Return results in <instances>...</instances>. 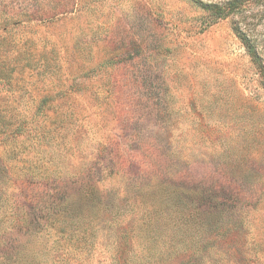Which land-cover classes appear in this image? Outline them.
Returning <instances> with one entry per match:
<instances>
[{"label":"rangeland","instance_id":"rangeland-1","mask_svg":"<svg viewBox=\"0 0 264 264\" xmlns=\"http://www.w3.org/2000/svg\"><path fill=\"white\" fill-rule=\"evenodd\" d=\"M229 1L0 0V264H264V76Z\"/></svg>","mask_w":264,"mask_h":264},{"label":"trees","instance_id":"trees-1","mask_svg":"<svg viewBox=\"0 0 264 264\" xmlns=\"http://www.w3.org/2000/svg\"><path fill=\"white\" fill-rule=\"evenodd\" d=\"M264 8V0H231L224 5H213L216 10L214 17L223 18L239 14V25L234 27L235 33L247 50L252 62L264 76V45L255 33L254 20L258 18L260 8ZM257 10V13H256Z\"/></svg>","mask_w":264,"mask_h":264}]
</instances>
